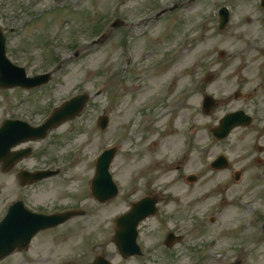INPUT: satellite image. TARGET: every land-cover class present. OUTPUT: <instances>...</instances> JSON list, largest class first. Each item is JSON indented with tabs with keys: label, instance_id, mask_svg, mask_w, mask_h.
<instances>
[{
	"label": "rangeland",
	"instance_id": "rangeland-1",
	"mask_svg": "<svg viewBox=\"0 0 264 264\" xmlns=\"http://www.w3.org/2000/svg\"><path fill=\"white\" fill-rule=\"evenodd\" d=\"M0 1V24L8 36L10 58L25 66L30 75L61 64L52 81L41 88L0 89V119L18 109L17 115L39 123L48 109L72 95H93L103 89L99 96H92L80 117L63 123L51 137L29 143L34 147L31 157L8 171H3L0 163V213L20 190L29 191L32 201L45 204L47 209L80 204L88 210L87 215L36 237L35 250L50 253L48 259L45 256L35 261L28 253L19 252L0 264H62L71 258L74 260L66 264H91L98 254L112 255L122 263L111 240V220L152 186H159L164 193L160 211L140 228L145 255L126 264H264V231L253 250H247L253 246L247 244L242 251L238 248L247 242L253 221L264 217V194L259 197L253 193L264 186V165L244 164L249 163L245 157L238 164L244 167L240 180H235L236 155L244 150L237 139L238 131L230 140L207 149L209 164L215 153H229L233 167L224 171L213 170L209 164L205 168L201 120L195 144L191 145V139L185 141V136L190 138L186 134L190 128L187 118L193 112L190 109H177L161 123L148 125L142 137L139 134V119L145 115L143 126L149 120L144 110L154 108L159 113L166 97L172 98V103L180 102L179 97L191 86L190 97L181 105L195 106L201 100L202 67L212 59L218 60L220 50L225 51L223 61L217 65L215 82L209 88L217 87L227 95L257 85L260 76L264 80V52L252 47L259 39L261 43L257 40L256 44L264 48L261 0H227L233 4V19L223 31H219L215 15L222 0H196L191 4H183L187 0ZM176 6L160 18L154 16L161 9ZM117 17L125 19L126 25L115 28L102 43L90 44L108 31ZM226 105L229 107V103ZM104 113L111 121L101 130L98 119ZM112 143L119 144L111 171L120 194L99 202L90 195L89 180L95 174V157ZM48 163L61 172L21 188V169ZM196 171L200 174L197 182L182 179ZM222 193L229 203L220 204ZM238 197L255 204L247 207L241 201L236 203ZM194 212L200 219H192ZM201 218L208 224L189 234ZM181 228L186 229V238L167 248L164 240L168 231Z\"/></svg>",
	"mask_w": 264,
	"mask_h": 264
},
{
	"label": "water",
	"instance_id": "water-1",
	"mask_svg": "<svg viewBox=\"0 0 264 264\" xmlns=\"http://www.w3.org/2000/svg\"><path fill=\"white\" fill-rule=\"evenodd\" d=\"M229 14L227 11H223L221 13V21L222 25H220V28L223 29L226 25V23L229 21ZM47 76H43L44 80H38V79H28L26 78L25 72L22 68H18L13 66L6 58L5 56V37L3 35V31L0 28V86L5 85V86H10V85H25V86H34L38 83H41L42 81H46L48 79ZM88 97L86 96H79L77 97L69 106L66 105L62 107L52 118L51 122L48 123L46 126H44L41 129H33L26 123H22L18 126H15L13 128H6L2 132L3 128L0 130V153H4L5 156L7 155L6 161H9L10 156V148L12 145L22 141L26 140L28 138H31L33 136H44L46 133V130L48 127H52L59 122H61L64 119V116L62 115L64 111L67 109H81L83 108L85 102L87 101ZM77 111H73L72 115L77 114ZM107 119L105 117H102L100 120L101 125L104 127L107 124ZM114 155V151H109L106 152L101 158L99 165L100 167L98 168V176L95 180V189L96 191L102 190V189H107V185L110 183L106 181L105 179L107 178L108 173V162ZM2 157L0 156V159ZM11 160V158H10ZM47 174V173H46ZM45 174H40V176H43ZM152 203L150 201H143L140 202L133 214V216L130 218L129 222L133 223V225L137 224L140 215H142V212L144 209L149 210L151 207ZM134 246V245H133ZM8 248L7 244H0V252L4 251L5 249ZM132 250L136 249L132 247Z\"/></svg>",
	"mask_w": 264,
	"mask_h": 264
},
{
	"label": "flooded vegetation",
	"instance_id": "flooded-vegetation-1",
	"mask_svg": "<svg viewBox=\"0 0 264 264\" xmlns=\"http://www.w3.org/2000/svg\"><path fill=\"white\" fill-rule=\"evenodd\" d=\"M264 52V51H263ZM220 63H215L211 65V69L214 71V78L217 74V65ZM213 78V79H214ZM260 80L257 85H252L248 87V90L243 94L241 91L235 94V98H229L226 100L224 96L219 97V102L217 100L215 106L209 111L208 114L203 115L202 123L205 130V144H208V132L212 126H214L219 118L224 115L227 111L233 110H243L247 114L246 116L250 117L249 119H244L242 121V126L234 129L233 132H237V139L239 143H242L244 150L241 153H237L235 161L237 163V169L239 172L244 170V167H241L238 164H242V160L247 157L245 160H249L251 165L253 162L258 163V165H264V80L262 77H259ZM215 81L207 82V85L213 84ZM215 91H220L221 94H224V91L219 88H213ZM241 90V88L239 89ZM235 100V101H234ZM229 103V107L226 105ZM225 106L226 109L224 108ZM215 115L214 117H212ZM217 115V116H216ZM251 122L249 125H245L247 122ZM212 136V135H211ZM223 141H220L219 144H222ZM222 152H227L222 150ZM231 166V165H230ZM241 174V172H240ZM263 176V174H261ZM259 197L264 194V186L261 189L256 190L255 192Z\"/></svg>",
	"mask_w": 264,
	"mask_h": 264
}]
</instances>
